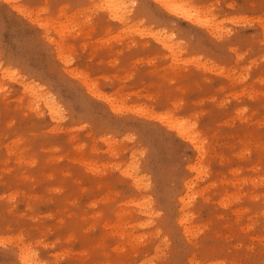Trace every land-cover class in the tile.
<instances>
[{
    "label": "rangeland",
    "instance_id": "rangeland-1",
    "mask_svg": "<svg viewBox=\"0 0 264 264\" xmlns=\"http://www.w3.org/2000/svg\"><path fill=\"white\" fill-rule=\"evenodd\" d=\"M105 1L0 0V264H264V0Z\"/></svg>",
    "mask_w": 264,
    "mask_h": 264
},
{
    "label": "bare ground",
    "instance_id": "bare-ground-1",
    "mask_svg": "<svg viewBox=\"0 0 264 264\" xmlns=\"http://www.w3.org/2000/svg\"><path fill=\"white\" fill-rule=\"evenodd\" d=\"M101 1H102V0H101ZM159 1L161 2V0H159ZM171 1H172V0H171ZM105 2H106V4H107V5L105 6V8H106V9H108V8L111 9V12L113 11V13H115V11H116L114 7L116 6V9H117V6L119 7V4L122 3L121 0H106ZM119 2H120V3H119ZM162 2L165 3L168 7H169V6H172V4H171V5H168L169 2H168L167 0H163ZM170 3H171V2H170ZM104 5H105V4H104ZM121 5H122V4H120V6H121ZM166 5H165V6H166ZM107 6H108V8H107ZM113 8H114V9H113ZM121 8H122V7H121ZM169 8H170V7H169ZM172 8L174 9L175 7L172 6ZM172 8H170V9H172ZM114 10H115V11H114ZM175 10H176V9H175ZM178 10H180V9H178ZM178 10H177V11H178ZM116 12H117V11H116ZM118 13H119V12H117V14H118ZM121 13H122V12H121ZM119 14H120V13H119ZM115 15H116V13L114 14V16H115ZM122 15H124V14H122ZM122 15H121V16H122ZM116 16H119V15H116ZM121 16H119V17H121ZM188 17H189V16H188ZM48 104L50 105V107H51L53 110L55 109L53 103L48 102ZM179 130H180L181 134H183V135H187L186 132H185L182 128H179Z\"/></svg>",
    "mask_w": 264,
    "mask_h": 264
}]
</instances>
